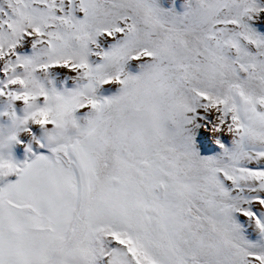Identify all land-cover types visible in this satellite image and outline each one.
Masks as SVG:
<instances>
[{
    "label": "snow or ice",
    "instance_id": "snow-or-ice-1",
    "mask_svg": "<svg viewBox=\"0 0 264 264\" xmlns=\"http://www.w3.org/2000/svg\"><path fill=\"white\" fill-rule=\"evenodd\" d=\"M182 8L0 0V96L51 152L0 155V264H264V0ZM50 69L74 87L50 91Z\"/></svg>",
    "mask_w": 264,
    "mask_h": 264
},
{
    "label": "rangeland",
    "instance_id": "rangeland-1",
    "mask_svg": "<svg viewBox=\"0 0 264 264\" xmlns=\"http://www.w3.org/2000/svg\"><path fill=\"white\" fill-rule=\"evenodd\" d=\"M160 5L165 9L174 10L177 13H180L183 8V0H158ZM250 24L254 30L264 35V19H258L250 21ZM97 43L107 48V43L102 41L100 38H97ZM16 54L20 56H31L33 53V48L31 43L27 40H20L15 48ZM98 62V58H97ZM125 69L129 74H137L139 69L134 62H129L125 65ZM38 75H40L38 73ZM72 74L67 73L63 69H50L46 72L44 79V84L46 87L51 86L57 91L70 90L74 87L73 80L71 78ZM117 92V87L112 85H100L96 88V95L98 98L109 97ZM16 115L20 116L23 114L22 104L15 102L12 109ZM8 105L5 96H0V126L6 125L8 123L7 115ZM27 128V131L24 129ZM214 145L207 144L204 145V153L210 154ZM37 153H50L48 146V141L45 135V132L40 127L33 125L29 122L26 125H21L20 128L16 131V139L11 141L6 147L0 149V155L9 159L17 167H22L23 164ZM16 177L10 175L8 177L0 178V186L4 183L13 181Z\"/></svg>",
    "mask_w": 264,
    "mask_h": 264
},
{
    "label": "clouds",
    "instance_id": "clouds-1",
    "mask_svg": "<svg viewBox=\"0 0 264 264\" xmlns=\"http://www.w3.org/2000/svg\"><path fill=\"white\" fill-rule=\"evenodd\" d=\"M37 62H43L41 57H33V63H37ZM38 73L40 75H38ZM36 73V77L37 79L44 84V79L43 77L45 76L46 72H38ZM45 85V84H44ZM50 91L54 90L56 93L59 94H65L67 92V90L65 91H57L56 89H54L51 86L47 87ZM6 101H7V105H8V112H7V119H8V123L6 125H2L0 126V132H2L5 136H7L8 134L11 133H16V131L20 128L21 124H20V120H22L24 118L25 115H27L28 112L34 110V108H27V106L22 105L23 107V114L18 116L16 115V113L12 110L13 109V105L15 104L14 101H11L9 98L5 97ZM38 127L41 128V126L36 125ZM49 131H51V129H48Z\"/></svg>",
    "mask_w": 264,
    "mask_h": 264
},
{
    "label": "bare ground",
    "instance_id": "bare-ground-1",
    "mask_svg": "<svg viewBox=\"0 0 264 264\" xmlns=\"http://www.w3.org/2000/svg\"><path fill=\"white\" fill-rule=\"evenodd\" d=\"M37 155H48L49 157H51V152H50L49 154H48V153H37ZM34 157H35V155L32 156V157H29V159H28L25 163L30 162L32 159H34ZM25 163H24V164H25ZM24 164H23V165H24ZM15 179H16V178H15ZM15 179H14V180H15ZM14 180H13V181H14Z\"/></svg>",
    "mask_w": 264,
    "mask_h": 264
}]
</instances>
